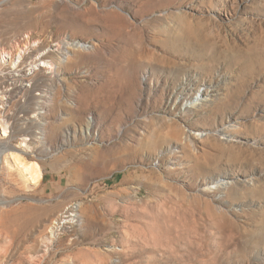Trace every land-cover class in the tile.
Listing matches in <instances>:
<instances>
[{
  "label": "rangeland",
  "instance_id": "1",
  "mask_svg": "<svg viewBox=\"0 0 264 264\" xmlns=\"http://www.w3.org/2000/svg\"><path fill=\"white\" fill-rule=\"evenodd\" d=\"M0 62V264H264V0H0Z\"/></svg>",
  "mask_w": 264,
  "mask_h": 264
},
{
  "label": "bare ground",
  "instance_id": "2",
  "mask_svg": "<svg viewBox=\"0 0 264 264\" xmlns=\"http://www.w3.org/2000/svg\"><path fill=\"white\" fill-rule=\"evenodd\" d=\"M38 55H40L41 53H39V50L36 51ZM46 54H43L41 58H46ZM47 64V63H46ZM49 66V65H48ZM7 69V67H5L4 64H1L0 62V71L4 72L5 70ZM8 78H6L5 80H7ZM12 79V78H11ZM21 79L24 80V79H29V76L27 74H22L21 75ZM2 122L0 121V127H3L4 128V135H9V131L7 129V127H5L6 125L5 124H1ZM28 139V138H26ZM24 145V144H23ZM25 145H27V143H25ZM7 148V147H6ZM16 158H18V161L20 162L19 164H22V167L23 169L25 170L26 174L29 176V178L34 182V183H37V182H40L42 177H43V172H42V169H41V166L39 165L38 162H34V163H24L20 157L16 154Z\"/></svg>",
  "mask_w": 264,
  "mask_h": 264
}]
</instances>
